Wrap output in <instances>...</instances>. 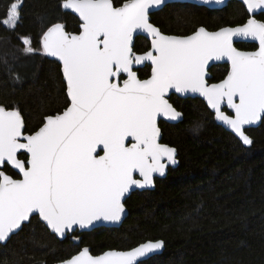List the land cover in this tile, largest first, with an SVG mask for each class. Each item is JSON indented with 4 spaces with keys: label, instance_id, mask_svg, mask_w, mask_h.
I'll use <instances>...</instances> for the list:
<instances>
[{
    "label": "snow or ice",
    "instance_id": "6c2138e0",
    "mask_svg": "<svg viewBox=\"0 0 264 264\" xmlns=\"http://www.w3.org/2000/svg\"><path fill=\"white\" fill-rule=\"evenodd\" d=\"M164 2L62 0V9L78 15L77 32L51 23L38 49L31 36L18 37L26 54L61 62L67 103L27 134L21 112L0 106V241L34 214L61 237L77 227L119 221L125 194L153 185L155 174L163 176L176 163L177 150L160 142L158 127L160 117H181L169 102L173 90L199 93L218 121L244 145L253 143L246 126L264 120V20L255 18L257 10L264 12V0H243L253 15L242 26L215 32L201 27L187 36L165 35L150 22V10ZM21 7L22 0H12L0 24L14 30ZM137 34L150 41L142 53L136 51ZM234 39L258 41V50H238ZM225 59L226 75L211 83L209 62ZM145 64L151 72L141 79L138 66ZM9 166L21 178L7 174ZM162 246L148 242L98 256L85 247L62 264H143Z\"/></svg>",
    "mask_w": 264,
    "mask_h": 264
},
{
    "label": "trees",
    "instance_id": "16d2710c",
    "mask_svg": "<svg viewBox=\"0 0 264 264\" xmlns=\"http://www.w3.org/2000/svg\"><path fill=\"white\" fill-rule=\"evenodd\" d=\"M11 2L0 0V20ZM61 2L22 0L16 28L0 24V106L19 110L28 133L42 126L45 116L63 111L66 84L58 61L42 53L26 54L18 37L31 36L32 47L38 49L40 35L51 23L77 32L78 17L62 9ZM248 17L239 1L214 10L170 3L152 14V22L164 33L189 35L200 26L215 30L243 24ZM258 18L264 20V13ZM149 46L146 37L136 38L138 53ZM237 46L257 47L247 42ZM228 69L227 64L213 66L212 79H223ZM139 73L144 77L148 69ZM170 101L184 118L160 122L162 142L177 148L179 165L157 180L153 190L130 195L129 215L120 227L76 231L60 240L34 216L6 244L0 243V264H54L84 246L98 255L158 239L165 241V251L143 264H264V120L247 129L253 143L244 145L216 122L202 99L174 94ZM5 170L19 177L12 168Z\"/></svg>",
    "mask_w": 264,
    "mask_h": 264
},
{
    "label": "water",
    "instance_id": "95a60500",
    "mask_svg": "<svg viewBox=\"0 0 264 264\" xmlns=\"http://www.w3.org/2000/svg\"><path fill=\"white\" fill-rule=\"evenodd\" d=\"M232 1H239V2H241L245 7H246V5L243 3V0H220V2H217V0H210V2H205V0H165V2L161 5V6H159V7H154L153 9H151L150 10V14H149V19H150V22L155 26V27H157V28H159V30L161 31V29H160V27H158L156 24H154L153 22H152V13H154V12H157V11H159V10H161V9H163L166 5H168V4H170V3H181V4H195V5H198V6H203V7H206V8H209V9H222V8H224V7H226L230 2H232ZM247 9V8H246ZM66 11H69V12H71L72 14H74L76 17H78V15L77 14H75L74 12H72V11H70V10H66ZM248 11V10H247ZM249 13V12H248ZM261 13H264V12H262L261 10H257V12L255 13V18L256 19H258L257 18V15H259V14H261ZM249 15L251 16V15H253L252 13H249ZM21 16V15H20ZM250 18V17H249ZM248 18V19H249ZM79 19V18H78ZM258 20H260V19H258ZM19 21H20V19H19ZM80 21V20H79ZM247 22V21H246ZM245 22V23H246ZM245 23H243V24H240V25H236V26H230V25H228V26H223V27H221V28H225V27H229V28H235V27H239V26H242V25H244ZM201 27H203V28H205L207 31H209V32H215V31H218L219 29H221V28H219V29H217V30H210V29H208V28H206V27H204V26H200L199 28H201ZM198 28V29H199ZM197 29V30H198ZM67 30V29H66ZM196 30V31H197ZM162 32V31H161ZM73 33H75V32H73ZM163 34H165V35H170V36H187V35H174V34H166V33H164V32H162ZM194 33V32H193ZM193 33H191V34H193ZM191 34H189V35H191ZM138 36H144V37H146V35L145 34H137L135 37H134V43H135V41H136V38L138 37ZM147 38V37H146ZM148 39V38H147ZM240 42H247V43H253V44H256L257 45V48L256 49H253V50H244V49H240V48H238L237 46H236V43H240ZM234 46L238 49V50H241V51H256V50H258V41H253V40H250V39H234ZM50 58H52V59H54V60H56V61H58V59H56V58H53V57H50ZM59 62V61H58ZM60 63V65H61V62H59ZM228 64L229 65V67H230V62H228L226 59L225 60H221V61H210L209 62V67H208V69H207V75H208V77H212V74H211V72H210V69H211V67L213 66V65H215V64ZM144 66V65H143ZM143 66H138V68H140V67H143ZM61 70H62V68H61ZM139 75V74H138ZM216 83H218V82H216ZM172 94H176L177 96H179V97H182V98H188V97H192V98H200V99H202L205 103H206V105H207V101H206V99L204 98V97H202L199 93H191V92H189V93H175L174 92V90L170 93V96L172 95ZM169 102L171 103V101L169 100ZM174 106V105H173ZM208 106V105H207ZM175 107V106H174ZM209 107V106H208ZM176 108V107H175ZM209 109L214 113V111L209 107ZM227 109V108H226ZM176 110L177 111H179L180 113H181V117L180 118H178L177 120H171V119H168V118H166V117H160L159 119H158V127H159V129H160V134H161V138H160V142L161 143H163V144H167V143H165V142H162V139H163V131H162V127L160 126V122L163 120V121H166V122H168V123H178V122H180L181 120H183V118H184V114H183V112H181L180 110H178L177 108H176ZM225 110V109H224ZM229 112H230V114H232V110H230V109H227ZM228 111H226V114H229L228 113ZM215 115V114H214ZM216 119V118H215ZM263 121V120H262ZM262 121H258L256 124H253V125H250V126H246V134L250 137V135L247 133V129H250V128H257V127H259L260 125H261V123H262ZM216 122L219 124V125H221V126H223L227 131H229V132H231L234 136H236L239 140H240V138L227 126V125H225V124H223V122H221V121H218L217 119H216ZM41 127V126H40ZM39 129V128H38ZM37 129V130H38ZM28 132H26V134H27ZM251 138V137H250ZM252 139V138H251ZM241 141V140H240ZM242 142V141H241ZM167 145H169V144H167ZM170 147H174V146H171V145H169ZM176 150H177V148L176 147H174ZM175 159H176V163L175 164H169L168 166H167V168H166V171H165V174L163 175V176H160L159 174H155L154 175V182H153V185H151V186H146V187H144V188H137V187H133L132 189H130V191L128 192V193H126L125 194V196H124V198H123V203H124V212L121 214V218H120V220L119 221H114V222H97L96 224H95V226H93V227H89V228H87V229H83V230H81V229H79L78 227L74 230V231H71V230H69V231H66L65 232V234H64V236H60L59 234H56V233H54V232H52L46 225H45V223L41 220V218L38 216V214H34L32 217H34V216H38L39 217V219L41 220V222L51 231V233H53L54 235H56V237L58 238V239H60V240H64V239H66V237L69 235V234H73L74 232H76V231H78V232H87V231H92V230H94V229H96V228H99V227H120L121 225H122V223L124 222V220L127 218V216L129 215V209H128V207L126 206V200L130 197V195L133 193V192H135V191H143V190H147V189H149V190H153L154 188H155V177H160V178H163V177H166L167 176V174H168V171H169V167H173V168H175V167H177L178 165H179V159H178V151H176V157H175ZM10 168H12L11 166H9ZM16 173H17V170H15L14 168H12ZM6 171V170H5ZM7 172V171H6ZM7 174H9L8 172H7ZM9 175H11V174H9ZM11 176H13V175H11ZM13 178H21L20 176L19 177H14L13 176ZM136 178H139V176H138V174H136ZM32 217L30 218V220L32 219ZM27 223H29V222H24V224L22 225V227L19 229V230H16L11 236H10V238L9 239H7L6 241H0V243H2V244H6L10 239H11V237L13 236V235H15V234H17L19 231H21L22 230V228L24 227V225L25 224H27ZM157 241H162L163 242V246L160 248V249H158V250H156V251H154L153 253H151V254H149V256L147 257V258H143V261H145V260H148V259H150L151 257H153V256H155V255H159V254H162L164 251H165V249H166V244H165V241L163 240V239H158V240H147V241H144V242H142V243H140V244H138L137 246H139V245H141V244H144V243H148V242H157ZM137 246H135V247H137ZM85 247H87V248H89V250H90V254H92V255H94V256H98V255H101V254H103V253H105V252H108V251H129V250H131V249H133V248H135V247H133V248H130V249H127V250H120V249H108V250H106V251H104V252H102V253H100V254H98V255H95V254H93L92 252H91V249H90V247L89 246H84V247H82L81 248V250L83 249V248H85ZM79 253V251L77 252V253H75L74 255H76V254H78ZM74 255H72V256H74ZM71 256V257H72ZM71 257H69V258H71ZM69 258H67V259H69ZM67 259H65V260H67ZM65 260H63V261H65ZM54 264H62V261H59V262H56V263H54Z\"/></svg>",
    "mask_w": 264,
    "mask_h": 264
},
{
    "label": "flooded vegetation",
    "instance_id": "af4514ba",
    "mask_svg": "<svg viewBox=\"0 0 264 264\" xmlns=\"http://www.w3.org/2000/svg\"><path fill=\"white\" fill-rule=\"evenodd\" d=\"M153 14V13H152ZM249 14V13H248ZM260 15V14H259ZM249 17H250V15H249ZM248 17V18H249ZM257 18H258V15H257ZM258 19H260V18H258ZM248 20V19H247ZM246 20V21H247ZM260 20H262V19H260ZM245 21V22H246ZM244 22V23H245ZM215 30H217V29H215ZM162 31V30H161ZM163 32V31H162ZM167 34V33H166ZM175 35V34H174ZM149 40V39H148ZM256 45V44H255ZM236 46H237V43H236ZM257 46V45H256ZM238 47V46H237ZM239 48V47H238ZM257 48V47H256ZM255 48V49H256ZM241 49V48H240ZM245 50V49H244ZM253 50V49H252ZM142 53V52H141ZM226 64V63H225ZM215 65H218V64H215ZM215 65H213V66H215ZM228 65V64H227ZM213 66L211 67V69L213 68ZM229 66V65H228ZM145 68H147L148 69V74L146 75V76H144V77H141L140 76V73H139V70H141V69H145ZM211 69H210V72H211ZM150 72H151V68H150V66L149 65H147V64H145L143 67H140V68H138V74H139V76H140V78L141 79H146V78H148V76L150 75ZM211 74H212V72H211ZM213 78V74H212V77H211V79H210V82L211 83H216V82H219V81H216V80H213L212 79ZM172 95H174V94H172ZM172 95L170 96V98L172 97ZM176 95V94H175ZM172 103V102H171ZM173 104V103H172ZM225 111H228L226 108H225ZM228 113L230 114V112L228 111ZM170 168H173V167H169V171H170ZM169 171H168V173H169ZM168 175V174H167ZM163 178H165V177H163ZM159 179H161L160 177H155V187H156V183H157V180H159ZM127 201V200H126ZM126 203V202H125ZM127 206V205H126Z\"/></svg>",
    "mask_w": 264,
    "mask_h": 264
},
{
    "label": "rangeland",
    "instance_id": "374dc122",
    "mask_svg": "<svg viewBox=\"0 0 264 264\" xmlns=\"http://www.w3.org/2000/svg\"><path fill=\"white\" fill-rule=\"evenodd\" d=\"M19 2V1H18Z\"/></svg>",
    "mask_w": 264,
    "mask_h": 264
}]
</instances>
